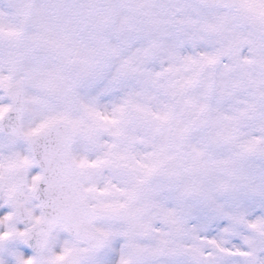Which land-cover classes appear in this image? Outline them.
Returning a JSON list of instances; mask_svg holds the SVG:
<instances>
[{"label": "rangeland", "instance_id": "1", "mask_svg": "<svg viewBox=\"0 0 264 264\" xmlns=\"http://www.w3.org/2000/svg\"><path fill=\"white\" fill-rule=\"evenodd\" d=\"M238 1L264 20V0ZM253 30L191 0H0V97L23 77L36 129L70 126L93 203L144 209L131 227L96 223L108 246L79 264H264ZM65 237L45 257L61 238L75 245Z\"/></svg>", "mask_w": 264, "mask_h": 264}, {"label": "water", "instance_id": "2", "mask_svg": "<svg viewBox=\"0 0 264 264\" xmlns=\"http://www.w3.org/2000/svg\"><path fill=\"white\" fill-rule=\"evenodd\" d=\"M200 5H208L231 10L250 24L264 28V24L243 8L237 0H193ZM17 86L8 89L7 97H20ZM72 136L68 125L62 121L50 124L40 134L28 140L32 159L40 170V177L32 189L31 196L38 203L41 219L30 227L23 243L35 251L42 250L49 234L56 227L90 249L99 251L104 246V238L97 233L92 223L97 220L126 221L142 217V208L123 210H102L91 207L80 185V178L71 160ZM254 153L264 157V144L257 142ZM24 220L21 212H18ZM25 221V220H24ZM62 264H74L67 259Z\"/></svg>", "mask_w": 264, "mask_h": 264}, {"label": "flooded vegetation", "instance_id": "3", "mask_svg": "<svg viewBox=\"0 0 264 264\" xmlns=\"http://www.w3.org/2000/svg\"><path fill=\"white\" fill-rule=\"evenodd\" d=\"M195 32L194 30L191 35H194ZM9 106L8 98L0 97V125L1 117ZM25 110L26 101L25 97H22V114L19 126L21 133L25 128ZM25 144V139L22 137L3 133L0 128V217L2 216V221H0V264H58L67 257H73L78 264V260H80L79 246L57 243V245L55 244L56 248L50 250V254L45 257V253L50 249L49 246L36 253L21 242L26 227L17 220L15 215L18 202L13 196L14 187L18 176H20L25 184V189L21 193L23 202L28 195L27 184L38 176V172L28 157ZM100 165H89L87 174L93 177L92 172L96 170L95 166ZM100 170L104 171L105 169L100 168ZM22 205L24 206V202ZM25 214L31 223L36 221H32L30 214L26 211Z\"/></svg>", "mask_w": 264, "mask_h": 264}]
</instances>
